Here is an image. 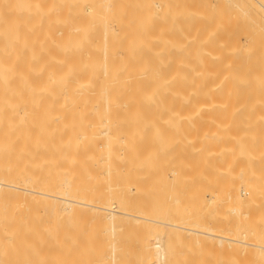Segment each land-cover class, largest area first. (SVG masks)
I'll use <instances>...</instances> for the list:
<instances>
[{"label": "bare ground", "instance_id": "obj_1", "mask_svg": "<svg viewBox=\"0 0 264 264\" xmlns=\"http://www.w3.org/2000/svg\"><path fill=\"white\" fill-rule=\"evenodd\" d=\"M217 251L264 264V0H0V264Z\"/></svg>", "mask_w": 264, "mask_h": 264}, {"label": "rangeland", "instance_id": "obj_2", "mask_svg": "<svg viewBox=\"0 0 264 264\" xmlns=\"http://www.w3.org/2000/svg\"><path fill=\"white\" fill-rule=\"evenodd\" d=\"M152 1H154V0H151V2ZM202 4V3H201ZM163 19L162 18H160V20L159 21H162ZM168 238V239H167ZM166 238V247H167V251H173V252H176L175 253V258L178 260L179 258H180V255L181 256H185V257H187V259H191V260H195L196 259V257H198L197 256V252H195L196 251V248H195V250H193L192 249V251L189 253V254H187V255H185L184 254V252L187 250V246H186V243H185V237L184 238H181V236H180V234H176V233H174V234H170V236L169 237H167ZM225 250V249H224ZM183 251V253H181ZM225 252V251H224ZM224 252L222 253L221 251H217V253H216V258H218L217 260H216V258H215V260H216V262L214 263V261H212V263L210 262L211 260H209L208 262L210 263V264H218V260H220L221 258H222V260L224 261L223 263H220L219 262V264H227V262H228V260H233V258H232V254H229V255H227V252H225L226 253V255H223L224 254ZM222 253V254H221ZM219 254V255H218ZM220 254H221V256H220ZM218 255V256H217ZM225 256V257H224ZM229 256V257H228ZM247 255H245V257H244V255H243V259L244 258H246L247 259V257H246ZM169 257H170V255H169ZM224 257V258H223ZM234 257V256H233ZM249 258V260H250V257H248ZM224 259H226V263H225V260ZM180 260V259H179ZM248 260V259H247ZM229 261V262H230ZM222 262V261H221ZM229 262H228V264H229ZM208 263V264H209Z\"/></svg>", "mask_w": 264, "mask_h": 264}]
</instances>
